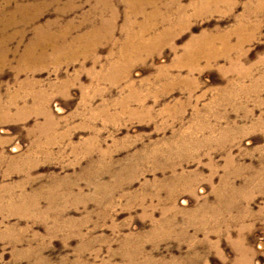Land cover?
<instances>
[{"label":"rangeland","instance_id":"rangeland-1","mask_svg":"<svg viewBox=\"0 0 264 264\" xmlns=\"http://www.w3.org/2000/svg\"><path fill=\"white\" fill-rule=\"evenodd\" d=\"M0 264H264V0H0Z\"/></svg>","mask_w":264,"mask_h":264}]
</instances>
